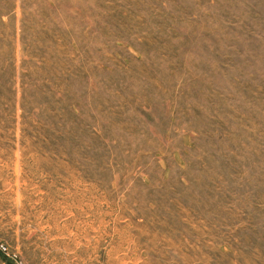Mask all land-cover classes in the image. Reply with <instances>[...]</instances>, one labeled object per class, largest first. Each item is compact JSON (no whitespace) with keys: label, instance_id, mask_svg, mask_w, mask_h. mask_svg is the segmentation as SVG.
<instances>
[{"label":"rangeland","instance_id":"obj_1","mask_svg":"<svg viewBox=\"0 0 264 264\" xmlns=\"http://www.w3.org/2000/svg\"><path fill=\"white\" fill-rule=\"evenodd\" d=\"M0 264H264V0H0Z\"/></svg>","mask_w":264,"mask_h":264}]
</instances>
